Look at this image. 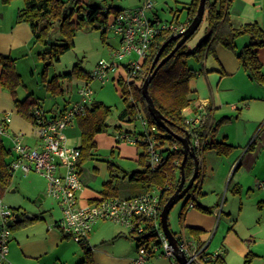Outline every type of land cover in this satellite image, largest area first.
<instances>
[{
  "label": "trees",
  "instance_id": "trees-1",
  "mask_svg": "<svg viewBox=\"0 0 264 264\" xmlns=\"http://www.w3.org/2000/svg\"><path fill=\"white\" fill-rule=\"evenodd\" d=\"M12 0H3L4 3H9ZM80 2L78 0H23V8L19 9L16 15V23H25L29 25L34 43L40 44L42 47V60L59 61L60 56L66 53L73 47V36L78 26H81L84 21L93 25L99 22L106 25L110 15L118 14L121 9L104 8L99 9L90 5L76 6L67 12V4L69 2ZM232 0H215L214 2L206 1L203 21L206 22V36L190 49L187 46L188 39L174 55L161 66L153 79L148 85V94L152 100L155 109L165 119V124L170 132L160 127L150 115L145 98L142 95L141 87L145 79L151 73L153 61L160 50L166 44L160 59H163L175 48L180 40V35L172 30L161 31L149 47L148 54L143 61L140 70L133 78L124 80L119 78L113 80L120 88L121 98L124 102V109L118 114V125L115 129L121 131V124L134 123L139 118L145 119L150 126H155L157 132H142L126 131L131 135H136L140 138L136 147L140 149L137 163L140 170H136L130 174L123 172L124 177H129V182L137 183L145 192L158 190L160 201V213L163 206L169 198L175 193L181 179V164L183 161V147L178 137L188 135L190 145L197 140L199 148L194 149L197 157L207 151H214L218 155L228 156L234 150V147L227 143H219L214 140V134L218 129L221 121H217L212 116L210 108L204 110V117L195 128H191L187 122L183 111L189 108L193 99L189 89V81L196 78L200 73H204L205 63L209 58L215 57V50L218 46H222L226 50L235 53L240 67L247 74L251 82L258 86L264 87V71L262 64L258 58V50L264 48V29L256 22L247 23L240 27H234L230 17V4ZM78 5V4H77ZM199 0H192L186 8L185 21L180 23L175 21L170 24L175 26H188L197 13ZM77 9V10H76ZM77 13L79 24H75L72 20L74 13ZM202 21V23H203ZM201 23V24H202ZM57 27L60 34L64 37L62 44H55L51 39V31ZM105 27V26H104ZM106 28H104V32ZM247 37L248 42L239 52H236V43L239 39ZM195 63V67H191L189 61ZM14 62L10 56L0 54V83L11 92L13 97V107L18 115L33 123V110L41 109L36 102H32L29 97L23 100H18L15 97V89L21 86V80L15 73ZM126 67V66H124ZM86 82L90 81V75H83ZM55 81V80H54ZM53 81V82H54ZM57 83V82H56ZM49 85V89L56 87L58 92L63 90L58 89V85ZM111 110L105 107L102 103H93L87 108L85 116L79 118V127L81 130L79 166L81 167L84 160L92 157L96 149L94 137L96 134L105 131L106 118H108ZM1 119V118H0ZM223 122V121H222ZM144 138H151L156 142V147L160 151L162 161L157 166H152L146 153V145L142 142ZM254 141L248 148L251 147ZM173 147H176L175 149ZM14 160V155L10 148L4 145L0 136V190L3 192L9 188V180L11 177V163ZM108 181L104 183V187L114 190L113 185L118 179L119 168L111 161L107 163ZM194 161L188 155L183 165V175L185 177V185L193 176ZM200 174L198 172L195 183L191 186L186 196L183 198L179 221L181 225L184 221V215L192 205L204 213H211L212 209L203 208L194 204L196 197L200 196L199 188ZM105 190V191H106ZM104 191V193H106ZM144 192V193H145ZM104 196L102 199H108ZM113 198V197H111ZM181 201V200H180ZM17 213L18 210L11 209ZM169 225V224H168ZM57 226V223H56ZM11 230V228H10ZM173 233V232H172ZM189 235H192L196 241H199L201 232L196 229L189 228ZM145 238L139 239L137 247L147 245V254L149 257H155L148 244L151 242L158 244L155 232L152 230L145 233ZM144 235V236H145ZM174 237H177L173 233ZM85 256L89 257V250L85 248ZM252 255H247L244 264H250ZM223 262V256L221 257ZM91 264L89 260L86 262Z\"/></svg>",
  "mask_w": 264,
  "mask_h": 264
},
{
  "label": "crops",
  "instance_id": "crops-1",
  "mask_svg": "<svg viewBox=\"0 0 264 264\" xmlns=\"http://www.w3.org/2000/svg\"><path fill=\"white\" fill-rule=\"evenodd\" d=\"M12 1L6 4L0 0V54L11 58L14 54L19 53L22 48L31 47V43H34L29 25L16 23L18 9L12 7ZM230 17L234 27L256 22L264 29V0H232ZM241 49L236 43V52ZM16 57H14L15 60H17ZM258 58L264 71V48L258 50ZM204 69V73L198 74L188 83L193 103L183 111L187 120H189V115L194 118L203 113L206 108L211 109L215 120H226L228 116H223L224 113L220 110L224 104L231 102L235 97L245 103L247 101L264 103L263 86L251 84L253 87H258L262 92L253 94L245 92L242 87L238 89L236 87L238 84L233 82L242 72L235 53L218 46L215 50V57H212L211 61H206ZM70 104L67 103L63 108ZM63 108L55 109L50 115ZM230 109H236V106L232 105ZM0 110L10 114L11 118L7 135L1 136L5 146L11 149L12 137L15 134H21L23 143L30 147L39 145L33 123L18 115L11 103L4 104L2 102ZM6 114L4 113V115ZM4 115L0 113V118ZM262 126L259 125L257 133L252 139L254 142L251 147L248 148L252 141L238 159L233 160L231 155L222 156L214 151L204 152L198 157L201 195L196 197L194 204L203 208H211L212 212L204 213L196 208H189L184 215L181 231L175 233L177 238L181 235L193 238L187 233V230L189 228L199 230L201 232L199 241L205 243L206 252H222L223 262L221 264H244L247 255H252L250 264H264V162H262L261 168L256 170L259 154L264 145H260L257 152H251L256 149L259 133L264 129ZM133 129L135 128L126 131H133ZM217 131L214 134V140L219 143H227L234 147L233 151H236L238 146L228 141L229 135L218 140ZM76 132L80 139L79 121L64 131L65 140L69 146L79 147L78 144L71 145L69 143V139ZM3 137H6L7 145ZM82 166L83 163L80 167L83 186L78 193L80 205H87L102 199L104 196L109 198L128 197L120 195L117 185L119 174L116 183L113 185L114 190H106L104 187L108 178L102 181L100 189H93L83 178ZM107 167L106 165L108 173ZM16 172L19 171L11 170L9 186L13 174ZM122 178L129 181V177L122 176ZM206 182L208 184L204 191ZM260 182L263 183V186L257 188V184ZM247 186L248 188L249 186L252 187V189L251 187L248 189L252 190V193L247 194L245 203L243 190ZM144 192L142 189L136 196ZM210 195H213L215 199L208 201ZM199 197H201V201H198ZM56 204L60 208L57 202ZM16 214L22 218V221L11 227L12 232L8 242L5 264H87L88 260L91 264H131L137 256L138 247H136L134 254L125 251H117V254L110 252V228L106 225L108 221L96 223L86 245L81 246L73 242L56 226L61 218L48 222L42 216L39 217L26 210H23V213L14 212V215ZM26 216L30 218H26ZM8 229L10 230V228ZM85 248L89 250L88 258L84 254ZM150 264H170V261L165 257L156 256L150 260Z\"/></svg>",
  "mask_w": 264,
  "mask_h": 264
},
{
  "label": "rangeland",
  "instance_id": "rangeland-1",
  "mask_svg": "<svg viewBox=\"0 0 264 264\" xmlns=\"http://www.w3.org/2000/svg\"><path fill=\"white\" fill-rule=\"evenodd\" d=\"M78 1L80 2H69L66 6L67 12L71 9H75L76 6L85 5H90L99 9L113 7L121 10H130L141 7L146 0ZM148 1L151 3L152 9L147 13V17L151 20L158 21L159 24L162 25L170 24L171 22L175 23V21L180 23L183 22L187 5L192 0ZM209 1L214 2L215 0ZM12 2L13 8L18 10L23 8V0H14ZM76 10L72 20L75 24H79ZM109 24L110 20H107L106 25H102L99 22H95L93 25L86 21H84L83 24L80 23L81 26L77 27L72 39L73 47L61 55L59 61L49 62L48 59L43 61L41 58L42 56H40L42 47L40 44L36 43H31V47H28L29 49L22 48L19 53L14 54V56H12L14 60V57L18 55L16 57L17 60L14 62V70L21 80V86L15 89L16 99L23 100L29 97L31 100L37 102L48 115L55 109H61L64 105H67V103L70 104L74 102L75 99H78L77 90L86 83L83 75H90L99 61L111 63L113 51L119 46V37H117L113 31L106 29L104 32V28H107ZM206 26V22L203 21L197 31L190 37L187 42V46L190 49L195 47V45L206 36ZM51 39L55 44H62L64 42V37L60 34L57 27L51 31ZM247 42V37H243L240 41H237V45L239 48H242ZM208 60L211 61V58ZM48 62L49 64H47ZM189 64L191 67L196 66L192 60L189 61ZM246 75L247 74L242 70L240 76L238 75L233 81L238 84L236 87L238 89L242 87V89L248 93H262L258 87H253L251 85L254 83L251 82ZM113 78L114 73H109V81L104 84L95 80L90 82V86L94 92V100L110 108L111 112L108 118H106L105 123L107 127L105 131L96 134L94 137L96 149L92 157H89L83 162V178L87 180L88 184L93 189H100L102 181L108 178L106 165L111 161L121 170L117 183L120 195L134 197L138 192L142 191L141 186L137 183L129 182L128 179H123L122 176L123 172L130 174L141 169L136 161L138 160L140 149L125 142L116 141L115 136L118 130L115 129V125L119 123L117 116L124 109V102L121 98L120 88L114 83ZM52 83L58 85V89L63 90V92H58L56 87L49 89V85L51 84L52 86ZM2 102L4 104L11 103L13 105V97L11 92L0 83V106ZM247 103L235 97L231 102L224 104L223 108L220 110L224 113L223 116L228 117L218 126L217 139L222 140L224 136L229 135L228 141L238 146L236 151L230 154L233 160L238 159L246 150L255 137L259 125H263L262 128H264V103L258 101H247ZM232 105H235L236 109L231 110L230 106ZM3 111L4 110H0V113L3 115L7 113ZM192 118V115L188 116L189 120ZM120 125L121 131H126L130 128H135L138 132L143 131L139 120L132 124L120 123ZM3 138L7 145L8 142L5 140L6 137ZM69 143H71V145H80L77 132L69 139ZM256 143L255 151H251L253 153L257 152L260 145H264V129L259 133ZM261 150L256 170H259L262 162H264V146ZM207 182L204 191L208 184ZM45 184V179L35 173L24 175L21 172H16L13 174L9 188L3 192L0 190L2 202L8 208L18 210V213H23V210H26L31 214L38 215L39 217L42 216L48 222L51 220H58L62 218V212L60 208H58L56 202L47 196ZM250 187L251 186L248 188L247 186L243 190V200L245 203L247 194L252 193V190H248ZM253 191L256 192V190ZM212 199H215V197L210 195L208 201H212ZM198 201H201V197H199ZM183 202V199L178 202L168 215L169 229L173 233H178L182 229L179 221V213ZM106 225L110 228V252L117 254L118 252L125 251L134 254L138 242L129 235V231L113 222L108 221ZM11 232L12 230H10V234Z\"/></svg>",
  "mask_w": 264,
  "mask_h": 264
},
{
  "label": "built area",
  "instance_id": "built-area-1",
  "mask_svg": "<svg viewBox=\"0 0 264 264\" xmlns=\"http://www.w3.org/2000/svg\"><path fill=\"white\" fill-rule=\"evenodd\" d=\"M151 9V3L146 0L141 7L122 10L108 17L110 24L106 29L119 37V46L113 51L112 62L99 61L90 74L91 80L78 88V99L62 110L52 115L46 114L42 109L33 110V126L39 145L30 147L23 143L21 134H15L12 137L11 151L14 160L11 170L24 175L35 173L45 179L47 196L59 204L62 212L57 227L78 245H86L96 223L110 221L126 228L133 238L142 239L145 233L153 230L158 244L151 242L148 248L153 251L155 257H165L170 264H179L176 254L184 256L186 264H221L222 252L208 253L205 243L191 237H176L177 251L173 249L161 229L158 190L134 197L100 199L84 206L78 202V193L83 186L79 166L80 151L78 147L66 143L64 131L85 116L87 108L93 103L94 92L90 82L95 80L104 84L109 81V73H114L113 80L120 77L124 80L133 78L140 70L150 45L161 31L172 30L182 35L187 28L174 24L161 25L158 21L149 19L147 13ZM203 117L204 112L187 122L191 128H195ZM139 121L142 132H157L156 127L150 126L145 119L140 117ZM10 122V114L0 119V136L7 135ZM115 138L117 142L133 146L140 140L138 136L125 132H118ZM142 142L146 145L150 164L159 165L162 159L156 142L151 138H144ZM199 145L195 140L192 148L198 149ZM262 186V182L257 184V188ZM189 208H192V205ZM14 217V212L3 204L0 197V264H5L8 253L10 230L6 224L13 221ZM147 251V245H140L131 264H150L153 257H149Z\"/></svg>",
  "mask_w": 264,
  "mask_h": 264
},
{
  "label": "water",
  "instance_id": "water-1",
  "mask_svg": "<svg viewBox=\"0 0 264 264\" xmlns=\"http://www.w3.org/2000/svg\"><path fill=\"white\" fill-rule=\"evenodd\" d=\"M206 1L207 0H199V6L197 9V13H196L195 17L193 18L192 22L187 26L185 32L182 35H180L179 42L176 44L175 48L170 52L169 55H167L166 57H164L163 59H161L159 61L162 50L164 49L166 44H164L160 48V50L158 51V53H157V55L153 61V64L151 67V73L145 79V81L141 87L142 95L146 100L147 108H148L150 115L153 117L154 121L160 127L164 128L167 132H170V131L165 124V119L155 109V107L152 103V100L148 94V85H149L150 81L153 79V77L155 76V74L157 73L158 69L161 66H163L174 55V53L197 31V29L199 28V26L201 25V23L203 21ZM47 64H49V62ZM178 140L180 141V143L182 144V147H183V161L181 164V179H180V183L178 185L177 190L169 198L167 203L163 206L161 213H160V225H161L162 232L165 235L168 242L172 245V247L175 251H177V242H176V239H175L172 231L169 229L168 215H169L170 211L172 210V208L178 202H180V200H182L186 196V194L188 193L191 186L195 183L197 176H198V172H199V160H198V157L196 156V154L194 152V149L190 145V140H189L188 135H185V137H178ZM188 155H190L193 158L194 173H193V176L190 178V180L185 185V177L183 175V165H184L185 160L188 157ZM26 218H30V217L26 216ZM21 221H22V218L18 214H16L14 220L7 222L6 226L8 228H11L13 225H15ZM146 236H148V235L143 236V238H145ZM133 239L135 241H139L138 237H135ZM175 257H176V260L178 261L179 264H186V260H185L184 256L176 254Z\"/></svg>",
  "mask_w": 264,
  "mask_h": 264
}]
</instances>
